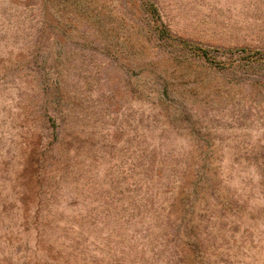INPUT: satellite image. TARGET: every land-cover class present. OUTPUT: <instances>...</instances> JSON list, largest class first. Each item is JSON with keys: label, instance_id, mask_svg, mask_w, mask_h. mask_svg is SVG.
<instances>
[{"label": "rangeland", "instance_id": "374dc122", "mask_svg": "<svg viewBox=\"0 0 264 264\" xmlns=\"http://www.w3.org/2000/svg\"><path fill=\"white\" fill-rule=\"evenodd\" d=\"M0 264H264V0H0Z\"/></svg>", "mask_w": 264, "mask_h": 264}]
</instances>
